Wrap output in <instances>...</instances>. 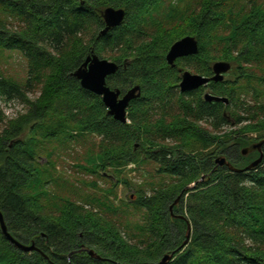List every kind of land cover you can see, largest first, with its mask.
I'll use <instances>...</instances> for the list:
<instances>
[{
	"label": "trees",
	"instance_id": "1",
	"mask_svg": "<svg viewBox=\"0 0 264 264\" xmlns=\"http://www.w3.org/2000/svg\"><path fill=\"white\" fill-rule=\"evenodd\" d=\"M108 6L126 17L102 35ZM188 35L199 52L171 66L169 49ZM0 47L28 61L23 83L0 72V103L26 106L13 118L0 106V210L38 248L21 250L0 228V264H158L175 250L169 264H264V159L247 172L216 163L246 167L250 134L264 137V0H0ZM93 53L120 65L107 82L122 95L141 86L126 123L73 75ZM218 60L232 69L210 89L228 103L181 91L179 68L210 76ZM58 150L92 178L58 172ZM148 163L163 181L117 203L118 186H133L127 168ZM104 178L115 181L101 188ZM180 195L184 218L170 209Z\"/></svg>",
	"mask_w": 264,
	"mask_h": 264
},
{
	"label": "water",
	"instance_id": "2",
	"mask_svg": "<svg viewBox=\"0 0 264 264\" xmlns=\"http://www.w3.org/2000/svg\"><path fill=\"white\" fill-rule=\"evenodd\" d=\"M102 17L105 22V27L101 30V34L105 35L109 33L113 28L120 26L126 17L125 8H116L113 6H108L102 10ZM199 52V42L195 36H185L174 42L169 49L166 59L171 66H175L178 58L197 54ZM128 61H125L127 64ZM120 65L112 60L101 58L99 55L93 53L88 55L83 64L78 67L73 75L79 79L81 86L89 90L99 96L102 97L104 104L106 105L108 112L112 115L116 120L126 123L128 122V107L130 102L133 99H136L141 96V86L135 85L131 89H129L125 94L122 95L121 90L119 88H112L108 85L107 78L115 74ZM232 69V64L226 60H218L213 64V72L212 76H205L199 73H194L190 70H185L182 73L181 81H180V89L182 92L192 91L199 89L202 86H206L209 82H222L225 80L226 74ZM205 99L207 101H222L225 103L229 102L228 97L218 96L212 93L207 92L205 94ZM264 143L262 140L260 143L254 145L252 149L260 148ZM248 152L247 149H243V153L246 154ZM263 154L257 159L251 162L244 168H238L234 166L226 156L221 155L216 158L217 165H226L233 172H247L250 170L256 169L263 161ZM205 176L201 178L204 180ZM196 184H192L189 187H194ZM181 199V195L178 196L175 203L171 205L170 209L172 215L174 217L184 218L183 215H177L174 213L173 208L174 205L178 204ZM0 228L4 235L14 243L18 248L23 251L30 252L34 250H38L35 243L25 244L14 237L11 232L8 230V226L4 217L2 210H0ZM192 235V226L190 222L188 223V230L186 234V239L182 243V245L178 248V250L184 249L187 244L190 242ZM87 252L96 258H101V256L93 249H88ZM176 255V250L167 253L163 256L158 264H169Z\"/></svg>",
	"mask_w": 264,
	"mask_h": 264
},
{
	"label": "rangeland",
	"instance_id": "3",
	"mask_svg": "<svg viewBox=\"0 0 264 264\" xmlns=\"http://www.w3.org/2000/svg\"><path fill=\"white\" fill-rule=\"evenodd\" d=\"M4 53V54H3ZM27 68L28 61L27 59L17 50L8 51L2 47H0V72L4 75H9L17 80H20L22 83L27 79ZM191 70V69H189ZM193 71V70H191ZM31 98H35V95L30 94ZM1 108L4 110L5 114L13 118L17 116L20 112H24L26 110V106L24 103L19 100H12L9 103L1 102ZM234 128H230L227 130H233ZM235 130V129H234ZM60 153V154H59ZM70 153V154H68ZM76 154L69 151H60L58 150L53 156L55 163L57 165L58 172H62L66 177H70L73 181L78 182L79 185H82L83 178H92L82 172H80L76 167L75 163L77 160L74 158ZM41 161H45L48 159L45 153L40 154L39 156ZM158 165L155 163H148L142 166L139 171H134L132 168H127L126 175L132 181L133 186L126 188L123 184H120L117 188L118 190V199L117 203H121V199L129 200L136 197L138 195L137 189L139 185H144V188L148 193L151 191V186L146 184L147 182H153L154 186H158L162 180L161 176L157 173ZM113 178V177H112ZM111 180L114 179H98L101 188L109 186ZM115 181V180H114Z\"/></svg>",
	"mask_w": 264,
	"mask_h": 264
},
{
	"label": "flooded vegetation",
	"instance_id": "4",
	"mask_svg": "<svg viewBox=\"0 0 264 264\" xmlns=\"http://www.w3.org/2000/svg\"><path fill=\"white\" fill-rule=\"evenodd\" d=\"M176 63H177V62H176ZM213 64H214V63H213ZM175 66H176V64H175ZM179 70H180L181 77H182V73H183V71H185V70H189V69L179 68ZM213 74H214V72H213V65H212V75H213ZM212 75H210V76H212ZM226 75H227V74H226ZM205 76H207V75H205ZM210 76H209V77H210ZM180 81H181V80H180ZM212 82H215V81H211V82H209L206 86H202V87L205 88V90H204V94H203L204 98H205V94H206L207 92L212 93V92H211V89H210V84H212ZM179 84H180V82H179ZM202 87H200V88H202ZM196 90H197V89H196ZM192 91H193V90H192ZM212 94H213V93H212ZM250 136H253L254 140H252V141L249 143V145L246 146V148H244V149H247L248 152H247L246 154H244V153H243V149L241 150V152H242L243 155H247L250 159H252V160H257L262 154H263V156H264V143L261 145L260 148L252 149V147H253L254 145L260 143L262 140H264V137H261L258 133H251ZM260 137H261V138H260ZM263 159H264V157H263Z\"/></svg>",
	"mask_w": 264,
	"mask_h": 264
}]
</instances>
